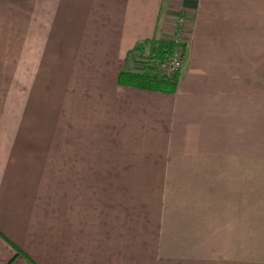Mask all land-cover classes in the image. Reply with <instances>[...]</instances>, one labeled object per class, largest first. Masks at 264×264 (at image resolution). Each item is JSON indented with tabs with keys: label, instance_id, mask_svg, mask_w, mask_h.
Segmentation results:
<instances>
[{
	"label": "crops",
	"instance_id": "1",
	"mask_svg": "<svg viewBox=\"0 0 264 264\" xmlns=\"http://www.w3.org/2000/svg\"><path fill=\"white\" fill-rule=\"evenodd\" d=\"M176 35L185 56L175 94L119 84L122 71L140 67L127 62L137 44ZM35 76L44 77V91L77 93L83 112L90 98L98 110L90 114L106 117L108 136L138 145L139 157L253 154L234 144L251 134L264 107V0H0V264H264V190L252 189L220 197L226 204L202 217L210 231L233 224V257L111 263L114 229L100 241L84 236L65 186L51 191L20 162L18 101L3 93L33 91ZM259 168L234 164L224 172L255 183L264 169L249 172Z\"/></svg>",
	"mask_w": 264,
	"mask_h": 264
},
{
	"label": "rangeland",
	"instance_id": "2",
	"mask_svg": "<svg viewBox=\"0 0 264 264\" xmlns=\"http://www.w3.org/2000/svg\"><path fill=\"white\" fill-rule=\"evenodd\" d=\"M44 81L35 76L33 91L3 93L18 101L20 162L24 158L35 180L46 182L51 191L57 182L65 186L67 210L82 215L84 236L96 234L100 241L107 228L114 229L111 263H194L203 253L217 262L234 256L233 224L225 227L223 220L221 230L210 231L202 217L217 212L219 201L226 204L220 197L229 198L236 189L264 190V182L258 184L264 179V107L252 118L257 121L251 134L234 144L253 154L164 156L161 163L156 157H139L138 145L129 139L109 137L106 117L90 114L98 111L90 98L83 112L85 101L77 93L44 91ZM259 100L264 101V92ZM252 162L260 166L249 172L260 175L255 183L245 173L235 181V171L224 172L230 165Z\"/></svg>",
	"mask_w": 264,
	"mask_h": 264
},
{
	"label": "trees",
	"instance_id": "3",
	"mask_svg": "<svg viewBox=\"0 0 264 264\" xmlns=\"http://www.w3.org/2000/svg\"><path fill=\"white\" fill-rule=\"evenodd\" d=\"M173 47V43L161 40H148L137 44L128 54L127 62L133 65L141 64V68L122 71L119 84L147 92L175 94L179 74L169 77L162 74L157 65L159 61H165L171 56Z\"/></svg>",
	"mask_w": 264,
	"mask_h": 264
},
{
	"label": "built area",
	"instance_id": "4",
	"mask_svg": "<svg viewBox=\"0 0 264 264\" xmlns=\"http://www.w3.org/2000/svg\"><path fill=\"white\" fill-rule=\"evenodd\" d=\"M182 23L183 20H181L179 24L181 25ZM171 43L174 45L171 56L165 61H159L157 64L161 73L169 77L180 73L185 56L184 46L183 43L180 42L178 35L174 37Z\"/></svg>",
	"mask_w": 264,
	"mask_h": 264
}]
</instances>
